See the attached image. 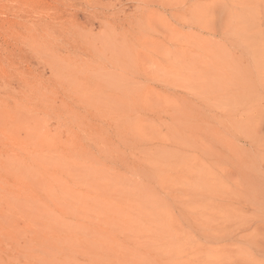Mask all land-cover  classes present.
<instances>
[{
	"label": "rangeland",
	"instance_id": "374dc122",
	"mask_svg": "<svg viewBox=\"0 0 264 264\" xmlns=\"http://www.w3.org/2000/svg\"><path fill=\"white\" fill-rule=\"evenodd\" d=\"M260 52L264 0H0V264H264Z\"/></svg>",
	"mask_w": 264,
	"mask_h": 264
},
{
	"label": "bare ground",
	"instance_id": "6f19581e",
	"mask_svg": "<svg viewBox=\"0 0 264 264\" xmlns=\"http://www.w3.org/2000/svg\"><path fill=\"white\" fill-rule=\"evenodd\" d=\"M260 53L261 55L258 54L257 59L255 61L252 90L249 91L247 87H242L240 89V101H241V106L243 107L242 108V116H243V121H244L243 124L247 126L246 122H248V119H253L256 124L255 132H258V134H259L260 129L264 125V60H262L263 59L262 52ZM249 102H251L250 105L248 104ZM246 126H245V129L247 128ZM246 132L247 131L244 130V133H242L244 142L248 141V136L246 135ZM256 137L255 136L252 137V146L254 148V153H256L259 156L258 157L259 160L262 159V161H264V155H263L264 154V142H263L264 136L262 139L263 140L262 145H257V143H260V141L256 139ZM260 153H262V156L259 155ZM256 168L254 170L258 169ZM257 173H260V172L257 171Z\"/></svg>",
	"mask_w": 264,
	"mask_h": 264
}]
</instances>
